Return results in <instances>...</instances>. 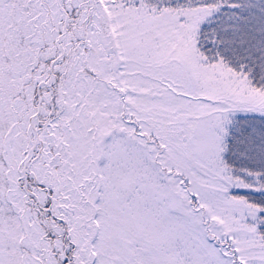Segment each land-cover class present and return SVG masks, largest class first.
Listing matches in <instances>:
<instances>
[{"label":"snow or ice","instance_id":"6c2138e0","mask_svg":"<svg viewBox=\"0 0 264 264\" xmlns=\"http://www.w3.org/2000/svg\"><path fill=\"white\" fill-rule=\"evenodd\" d=\"M0 264H264V0H0Z\"/></svg>","mask_w":264,"mask_h":264}]
</instances>
